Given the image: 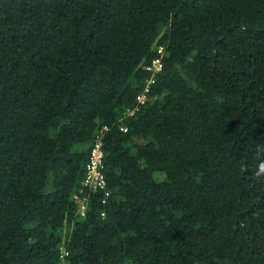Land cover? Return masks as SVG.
<instances>
[{
  "label": "trees",
  "instance_id": "trees-1",
  "mask_svg": "<svg viewBox=\"0 0 264 264\" xmlns=\"http://www.w3.org/2000/svg\"><path fill=\"white\" fill-rule=\"evenodd\" d=\"M0 264H264V0H0Z\"/></svg>",
  "mask_w": 264,
  "mask_h": 264
},
{
  "label": "built area",
  "instance_id": "built-area-1",
  "mask_svg": "<svg viewBox=\"0 0 264 264\" xmlns=\"http://www.w3.org/2000/svg\"><path fill=\"white\" fill-rule=\"evenodd\" d=\"M163 63L161 60H154L153 63L148 66L147 70L151 72L152 74L160 72L162 69ZM146 100V97L139 96L138 101L141 103H144ZM104 162V153L102 151V144L101 142H97L95 146L93 147L91 151V158H90V163L87 165V176L86 179L84 180V184L90 185L94 188H101L105 190V181H104V175L100 171V168L102 167V164ZM108 193H106L105 196H107Z\"/></svg>",
  "mask_w": 264,
  "mask_h": 264
},
{
  "label": "flooded vegetation",
  "instance_id": "flooded-vegetation-1",
  "mask_svg": "<svg viewBox=\"0 0 264 264\" xmlns=\"http://www.w3.org/2000/svg\"><path fill=\"white\" fill-rule=\"evenodd\" d=\"M162 62V61H161ZM163 63V62H162Z\"/></svg>",
  "mask_w": 264,
  "mask_h": 264
}]
</instances>
